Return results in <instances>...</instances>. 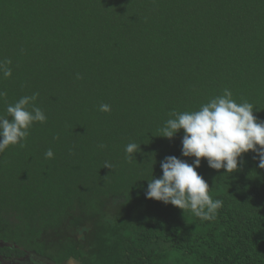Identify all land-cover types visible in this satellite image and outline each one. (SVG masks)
I'll use <instances>...</instances> for the list:
<instances>
[{
  "label": "trees",
  "instance_id": "trees-1",
  "mask_svg": "<svg viewBox=\"0 0 264 264\" xmlns=\"http://www.w3.org/2000/svg\"><path fill=\"white\" fill-rule=\"evenodd\" d=\"M6 59L0 116L38 92L47 120L0 153V264L20 256L13 244L85 264H264L257 153L233 174L202 160L223 201L214 219L146 196L166 157L196 159L183 130L160 136L171 112L228 89L264 121V0H0ZM129 143L141 149L131 162Z\"/></svg>",
  "mask_w": 264,
  "mask_h": 264
},
{
  "label": "clouds",
  "instance_id": "clouds-1",
  "mask_svg": "<svg viewBox=\"0 0 264 264\" xmlns=\"http://www.w3.org/2000/svg\"><path fill=\"white\" fill-rule=\"evenodd\" d=\"M11 63V59L0 61V73L4 78L12 76ZM38 96L37 92L7 104V117L0 116V137L3 138L0 153L10 145L26 147L33 123L46 122L45 113L35 105ZM0 97L6 100L7 92H0ZM253 108L247 100L238 104L232 98V92L224 89L222 95L211 98L199 110L171 112L160 136L172 139L183 130L182 155L196 159L189 164L176 156L166 157L161 162L163 175L149 181L147 198L171 204L184 212L191 209L202 220L214 219L223 201L213 200L209 194L210 186L197 168L207 159L211 168L226 169V173L233 174L240 170V158L250 151L257 153L259 167L264 168V121L258 120ZM99 110L110 112L111 107L101 104ZM22 140L25 143H21ZM125 151L126 159L131 162L133 155L141 151L140 145L129 143ZM45 155L54 157L51 149ZM104 167L112 169L108 162Z\"/></svg>",
  "mask_w": 264,
  "mask_h": 264
},
{
  "label": "flooded vegetation",
  "instance_id": "flooded-vegetation-1",
  "mask_svg": "<svg viewBox=\"0 0 264 264\" xmlns=\"http://www.w3.org/2000/svg\"><path fill=\"white\" fill-rule=\"evenodd\" d=\"M13 247L20 251V256L6 264H85L84 260L74 257L62 258L55 252L53 247L43 245L40 250L27 251L22 246L14 245Z\"/></svg>",
  "mask_w": 264,
  "mask_h": 264
},
{
  "label": "water",
  "instance_id": "water-1",
  "mask_svg": "<svg viewBox=\"0 0 264 264\" xmlns=\"http://www.w3.org/2000/svg\"><path fill=\"white\" fill-rule=\"evenodd\" d=\"M1 242V241H0ZM8 245H10V244H8Z\"/></svg>",
  "mask_w": 264,
  "mask_h": 264
}]
</instances>
